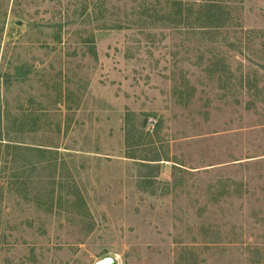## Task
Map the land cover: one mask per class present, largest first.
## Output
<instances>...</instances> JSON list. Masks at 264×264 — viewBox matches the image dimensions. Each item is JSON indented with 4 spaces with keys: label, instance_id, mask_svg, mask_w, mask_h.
<instances>
[{
    "label": "rangeland",
    "instance_id": "rangeland-1",
    "mask_svg": "<svg viewBox=\"0 0 264 264\" xmlns=\"http://www.w3.org/2000/svg\"><path fill=\"white\" fill-rule=\"evenodd\" d=\"M264 264V0H0V264Z\"/></svg>",
    "mask_w": 264,
    "mask_h": 264
},
{
    "label": "water",
    "instance_id": "water-1",
    "mask_svg": "<svg viewBox=\"0 0 264 264\" xmlns=\"http://www.w3.org/2000/svg\"><path fill=\"white\" fill-rule=\"evenodd\" d=\"M113 263H114V259L111 257H105L96 262V264H113Z\"/></svg>",
    "mask_w": 264,
    "mask_h": 264
}]
</instances>
